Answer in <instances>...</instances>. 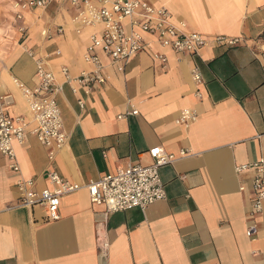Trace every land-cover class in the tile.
I'll return each instance as SVG.
<instances>
[{"label":"crops","instance_id":"obj_1","mask_svg":"<svg viewBox=\"0 0 264 264\" xmlns=\"http://www.w3.org/2000/svg\"><path fill=\"white\" fill-rule=\"evenodd\" d=\"M19 1L0 0V109L27 121L12 80L34 88L35 59H44L60 86L55 101L67 144L49 162L30 124L24 143L13 145L19 173L0 155V264H264V202L252 215V172L235 171L264 160V72L253 55L261 48L255 39L264 0H162L175 26L206 38L198 56L144 35L145 50L123 72L97 51L105 83L90 88L66 83L61 71L71 79L92 71L84 54L102 26L77 32L79 11L67 0L24 12L19 21L11 9ZM216 37L247 42L216 44ZM132 110L137 114L126 115ZM186 110L195 115L188 127L178 123ZM155 147L188 154L159 168L165 199L145 209L105 214L84 188L61 199L57 221H47L42 207H17L18 180L33 179L42 190L54 171L83 187L129 165H151Z\"/></svg>","mask_w":264,"mask_h":264},{"label":"built area","instance_id":"obj_2","mask_svg":"<svg viewBox=\"0 0 264 264\" xmlns=\"http://www.w3.org/2000/svg\"><path fill=\"white\" fill-rule=\"evenodd\" d=\"M55 1L21 0L14 3L12 9L15 11L16 20L20 21L24 12L44 10ZM67 1L79 11L73 20L77 32L96 25L102 26L100 35H93L90 38V44L84 54V60L92 66V71L83 72L75 79H71L67 69L63 68L61 72L68 84L75 82L84 88L103 85L105 83V77L102 74L103 65L97 51H100V54L115 66L117 72H123L129 61L145 50L147 43L144 35L154 37L160 47L178 54L198 56L200 50L207 44L204 36L197 33H186L175 26L162 0ZM214 42L235 46L247 41L241 38L216 37ZM255 42L261 48H254L253 55L264 72V26ZM154 57L162 63L165 62L163 56ZM191 76L197 86L201 84V76L196 68L192 70ZM35 78L36 86L31 89L17 79L12 80L26 104L27 121L22 118L11 120L3 109H0V155L7 160L9 168L14 173H19V165L13 145L24 143L25 130L28 125L34 126L32 133L46 149L49 162H52L57 153L67 144V136L63 132L60 112L55 101V95L59 92L60 86L57 85L52 72L47 69L44 59H35ZM7 98L9 97L2 98V101ZM136 114L137 112L132 110L126 115ZM194 119L195 115L186 110L181 113L178 123L188 127ZM187 154L186 151H181L179 157H176L155 147L148 151L152 160L151 165H129L118 169L114 175L104 176L98 181L86 183L83 187L62 179L54 171L46 173L49 188L42 190L36 189V182L33 179L18 180L14 185L18 196L17 207L29 209L42 207L46 212L47 221H57L61 199L84 188L92 204L105 206V214L133 209L142 210L165 199L159 168L172 164L186 157ZM235 171L237 173L252 172L251 214L261 213L264 202V160L260 159L249 165L236 167ZM253 234L254 228L249 227L246 231L247 237H252ZM96 242L99 252L105 255L108 243L104 236L97 234Z\"/></svg>","mask_w":264,"mask_h":264},{"label":"rangeland","instance_id":"obj_3","mask_svg":"<svg viewBox=\"0 0 264 264\" xmlns=\"http://www.w3.org/2000/svg\"><path fill=\"white\" fill-rule=\"evenodd\" d=\"M0 3H1V2H0ZM13 4H14V3H13ZM13 4H12V5H13ZM11 7H12V6H11ZM11 9H12V8H11ZM1 13H2V11H1V4H0V14H1Z\"/></svg>","mask_w":264,"mask_h":264}]
</instances>
